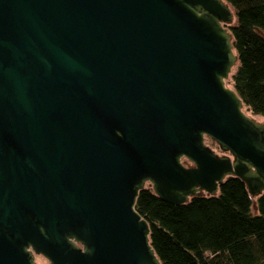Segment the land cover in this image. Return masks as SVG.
<instances>
[{
    "label": "water",
    "instance_id": "water-1",
    "mask_svg": "<svg viewBox=\"0 0 264 264\" xmlns=\"http://www.w3.org/2000/svg\"><path fill=\"white\" fill-rule=\"evenodd\" d=\"M233 19L223 0H0V264H161L146 184L174 205L227 177L264 192V122L226 84Z\"/></svg>",
    "mask_w": 264,
    "mask_h": 264
},
{
    "label": "trees",
    "instance_id": "trees-1",
    "mask_svg": "<svg viewBox=\"0 0 264 264\" xmlns=\"http://www.w3.org/2000/svg\"><path fill=\"white\" fill-rule=\"evenodd\" d=\"M223 1L234 15L225 27L238 58L226 84L248 116L264 117V0ZM135 209L149 225L161 264H264V192L251 196L238 177H227L216 195L203 192L180 205L164 201L148 185L139 191Z\"/></svg>",
    "mask_w": 264,
    "mask_h": 264
},
{
    "label": "rangeland",
    "instance_id": "rangeland-1",
    "mask_svg": "<svg viewBox=\"0 0 264 264\" xmlns=\"http://www.w3.org/2000/svg\"><path fill=\"white\" fill-rule=\"evenodd\" d=\"M233 22H235V19H233ZM235 68H236V66L233 67L232 71H234ZM255 119H256L257 122H260V123L264 122V117H255ZM206 143L211 148H213L217 153L220 154L221 151L219 150L218 146L216 144H212V141L209 138L206 139ZM148 185L149 184H146V186H148ZM36 262H37V264H49V262L45 258H43L42 256H37L36 257Z\"/></svg>",
    "mask_w": 264,
    "mask_h": 264
}]
</instances>
